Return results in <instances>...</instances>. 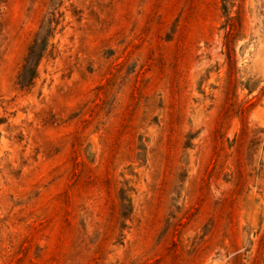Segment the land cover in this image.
<instances>
[{"label": "rangeland", "instance_id": "1", "mask_svg": "<svg viewBox=\"0 0 264 264\" xmlns=\"http://www.w3.org/2000/svg\"><path fill=\"white\" fill-rule=\"evenodd\" d=\"M0 264H264V0H0Z\"/></svg>", "mask_w": 264, "mask_h": 264}]
</instances>
